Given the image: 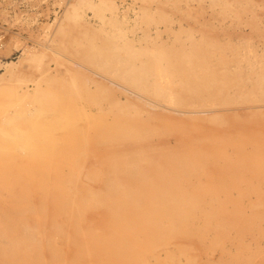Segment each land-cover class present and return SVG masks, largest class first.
Masks as SVG:
<instances>
[{"label":"bare ground","instance_id":"6f19581e","mask_svg":"<svg viewBox=\"0 0 264 264\" xmlns=\"http://www.w3.org/2000/svg\"><path fill=\"white\" fill-rule=\"evenodd\" d=\"M243 3L237 0L239 8H234L224 0L219 4L221 14L239 20L243 15L253 17L256 3L246 7ZM159 9L165 19L163 6ZM183 12L189 21L186 29L168 27L154 35L146 31L140 40L112 35L109 51L97 46L95 32L80 31L75 25L59 28L60 48L67 42L78 47L76 52L86 50L80 57L109 71L115 81L98 80L73 61L59 60L54 72L47 65L39 69L33 55L26 63L37 72L29 75L32 88L15 92L0 87V264H118L112 250L121 249L118 253L125 255L135 249L131 239L142 237L151 241L150 249L157 237L150 223L156 224L165 213H171L170 225L182 232L186 212L196 206L201 189L176 182L192 171L187 165L191 155L200 160L204 172H212L221 157L211 150L219 149L214 143L224 139L223 126L237 127L233 133L240 137L233 148L239 152L229 159L221 150L219 177L231 160L261 163L264 50L252 46L249 38L241 50L214 38L207 22L195 26L196 19ZM114 83L123 89L119 93H128L121 100L115 98ZM208 101L206 112L196 110ZM161 104L179 105L175 111L179 118L161 113ZM142 113L156 122L135 129ZM254 117L261 118L257 126ZM166 120L194 133L201 124L202 132L185 140L180 137L179 149L168 153L142 151L139 142L133 147L137 139L150 143L160 129L169 128ZM161 121L163 126L154 131ZM244 143L249 145L246 150ZM227 196L222 203L234 206L238 200ZM208 204L209 218L221 214V202ZM249 205L256 210L261 199ZM4 214L7 227L1 221ZM13 229L20 232L11 233ZM106 254L109 260L103 258Z\"/></svg>","mask_w":264,"mask_h":264},{"label":"rangeland","instance_id":"374dc122","mask_svg":"<svg viewBox=\"0 0 264 264\" xmlns=\"http://www.w3.org/2000/svg\"><path fill=\"white\" fill-rule=\"evenodd\" d=\"M212 1L0 0V87H12L15 92H19L21 89L24 90L28 87V89L32 88L31 78L35 77L37 72H33V69L27 67L26 63L33 55V58L37 56L35 67L39 69L47 65L54 72L56 65L60 61H73L76 65L80 64L86 67L84 70L88 73L91 72L92 76L98 80L108 78L109 81H115V79H111L109 71L98 69L96 64L86 62L83 57H80L86 53V50L79 49L76 52L75 50L78 47L70 46L67 42L63 44V49L59 47L57 31L60 27L62 28L68 25H75L80 31L83 30L85 32L87 30L95 32L98 37L97 46L99 45L101 49L108 50L112 42H114L111 38L112 35H124L127 38H137L140 40L146 31L153 32L152 34L154 35L156 31L164 32L168 27H172L174 30L179 28L186 29L189 21L182 15L184 13L183 11H185L189 18L196 19L197 25L195 26L201 27L207 22L208 24L206 25L211 26L209 33L212 37L215 36L219 39H225L228 44L240 50L245 44L243 43L244 40L249 38V43L252 46L259 50H264V0H241L242 2L245 1V4L243 3L244 7H246V4L250 6L255 3L257 6L256 10L254 5L253 14L255 15L253 17L243 15L241 20L232 17V14L231 17H223L224 14H221L219 4L224 0ZM226 1L229 4L231 3L234 8H239L236 7L237 0ZM162 6L165 10V12L162 11L165 14V19L159 16V8ZM172 6H178L183 10L176 12L171 8ZM242 9L244 8L242 7ZM201 16L202 19H200ZM253 18L255 20H252ZM93 71L100 75H97ZM31 74L33 75L32 77L29 76ZM112 88L117 94H115V98L120 100L128 94L127 91H124L125 95L124 93H119L123 89L116 86L115 83L112 84ZM208 103L209 101L203 106L199 103L196 106V110L202 109V112H206L207 110L205 109L210 105ZM239 103L240 100L236 104L235 102L232 103L231 106L233 104L238 105ZM85 106L89 107V105ZM92 110L90 111L96 112L94 108ZM159 110H161V113L167 112L166 114L168 116L179 118L175 112L179 110V105H162V108ZM232 112L233 109L231 107V112H228L230 114L228 116L231 118V115L234 114ZM259 119L261 120V118L256 117L253 119L256 126ZM136 122L135 129L136 127L147 129V127L153 125L156 121H150L148 114L142 113ZM164 123L169 128L160 129L159 127L163 126L162 121L157 122L153 126L154 131L160 130L154 136H150V143H145V141L142 142L137 139L138 141L134 143L133 147H137L140 144L141 146L139 147H141L142 151L146 152H149L152 148L157 149V151L160 149L163 153H168L171 150L177 151L179 149V145L177 146V144L179 143L180 137H183V140L193 134L197 137L203 128L200 124L198 130H196L197 132L194 133L195 130L189 132L186 129L185 131L178 123L175 125L170 123L169 120H166ZM227 126L220 128V135L225 136L224 139L218 140L216 138L218 141L214 143V146L219 147V149L211 150L212 153H214V150L219 153L216 158L221 157L215 160L216 164L214 163L212 172L209 171L208 173V170L204 172L198 164L200 160L195 159L191 155L193 153H191V159L187 162V165H190L192 171L182 175L181 180H177L176 182V185L178 183L179 186L188 188L197 186L201 189L200 192H197L200 196L196 206L186 212L185 221L181 224L180 229L184 228V230L180 232L175 229L174 224L173 226L170 225V222L173 223L171 213L161 214L162 219L158 220L156 224L150 223V225L153 224L151 225L152 228L156 230L154 235H157L154 239V245H151L152 247L149 249L147 247L151 241H145L143 237L137 240L131 239L133 245L135 243V246H132V248L134 247L135 249L129 253L122 254V256L121 253H118L121 249L114 248L112 250L115 253V257L112 260L115 263L264 264V158L260 156L258 159L261 163L254 165L250 164L249 159L242 160L241 162L231 160L229 161L231 162L230 166L225 168L224 174L219 177L217 166L220 161H224L221 150L229 156V159L234 158L235 153L238 154L239 152L235 147L233 148L235 138L240 137L239 134L233 133L237 127ZM196 127L194 123V128L196 129ZM211 127L215 126L211 125ZM223 133H226V135ZM262 134L264 136V132ZM231 138H234V140ZM246 144L244 143L242 145V147H245V150L249 146ZM263 152L264 148L260 155ZM195 166L197 170L193 171ZM221 186L224 188L221 189ZM225 186L229 188V191L225 189ZM227 194L238 200L234 202V206L222 203V199L224 200ZM257 198L261 199L262 205L256 210L250 209L249 203ZM211 200L221 202V214L209 218L206 211L210 207L208 203ZM236 204L238 205L237 207H235ZM226 213H229L230 216L226 217ZM3 218L5 221L3 219L1 221L7 227L5 223L7 215L4 214ZM217 221L222 224L217 223ZM225 224H228V226ZM14 227L16 226L14 225ZM149 229L151 230V228ZM17 232L20 231L17 229L16 231L15 229L11 231L14 234H18ZM142 235L144 234L140 236ZM1 243L3 242H0V245ZM106 255L103 258L109 260V255Z\"/></svg>","mask_w":264,"mask_h":264}]
</instances>
